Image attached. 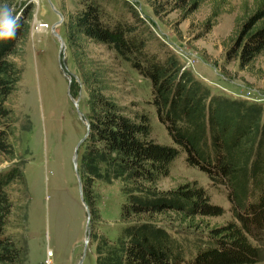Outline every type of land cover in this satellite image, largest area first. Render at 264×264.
Returning a JSON list of instances; mask_svg holds the SVG:
<instances>
[{
    "label": "trees",
    "instance_id": "trees-1",
    "mask_svg": "<svg viewBox=\"0 0 264 264\" xmlns=\"http://www.w3.org/2000/svg\"><path fill=\"white\" fill-rule=\"evenodd\" d=\"M143 1L154 14L164 6L193 11L202 2ZM3 3L11 7L17 0H0ZM75 6L66 12L63 28L86 95L88 130L80 176L91 222L98 219L94 183L118 181L122 196L114 236L90 230L94 264L263 262L264 103L211 92L182 68L163 43L153 45L156 38L134 3L75 0ZM20 7L16 37L0 40V154L10 158L15 157L8 140L13 112L6 102L16 90L20 68L9 56L24 40L31 16L28 0ZM217 13L213 9L208 20ZM242 16L227 52H233L240 64H247L264 50V0H257L253 10ZM90 44L105 45L148 80L147 103L173 145L158 143L150 136L151 121L144 108H128L116 101L109 67L91 57ZM180 153L186 165L206 174L210 184L225 188L229 219L204 224L203 218L221 215L224 209L211 203L206 189L195 180L166 189L157 186ZM14 182L25 186L17 167L0 171V264H21L23 259L22 248L4 233L13 204L7 186Z\"/></svg>",
    "mask_w": 264,
    "mask_h": 264
},
{
    "label": "rangeland",
    "instance_id": "rangeland-1",
    "mask_svg": "<svg viewBox=\"0 0 264 264\" xmlns=\"http://www.w3.org/2000/svg\"><path fill=\"white\" fill-rule=\"evenodd\" d=\"M128 1L134 3L156 38L153 45L163 43L175 54L182 68L188 69L211 92L264 103V50L247 64H240L233 52H227L240 18H244L245 11L253 10L257 0H202L193 11L169 10L164 6L159 14H154L143 0ZM21 2L25 0H17V4L11 6L14 15L19 13ZM28 3L31 16L27 34L17 44L15 54L9 56L20 68L16 90L6 102L13 112L8 140L15 157L0 154V171L17 167L24 175L25 186L16 182L7 186L13 204L4 233L22 248L21 264H44L46 257L49 264H78L85 233V213L71 158L85 129L71 98L85 118L87 110L86 95L72 63L63 28L65 14L76 7L75 0H28ZM50 4L62 15V22L54 26V31L64 41L63 53L50 31L58 19ZM111 7L114 13L117 12L116 7ZM216 8L217 15L208 20ZM88 49L92 58L109 67L111 93L116 101L128 108H144L151 121L150 136L158 143L173 145L163 125L156 120L152 106L147 103L148 80L115 57L105 45L90 44ZM59 64H63L62 71ZM83 149L84 140L76 149L80 182ZM190 180L202 185L209 201L224 209L221 215L203 218L205 225L230 218L225 188L210 184L206 174L186 165L183 153L171 162L168 174L160 177L156 184L166 189ZM93 190L98 219L92 223L89 218V229L113 237L119 225L122 200L119 183L96 182ZM262 257L264 260V247ZM80 264H94L90 241Z\"/></svg>",
    "mask_w": 264,
    "mask_h": 264
},
{
    "label": "water",
    "instance_id": "water-1",
    "mask_svg": "<svg viewBox=\"0 0 264 264\" xmlns=\"http://www.w3.org/2000/svg\"><path fill=\"white\" fill-rule=\"evenodd\" d=\"M50 7L52 8V10L54 11V13L57 15V18H58L57 21L50 27V31L54 35V37L57 39V41L59 43V49L63 53L64 49H65L64 41H63L62 37L60 35H58L54 31V26H56V25H58V24H60L62 22V15L56 9L53 8L52 4H50ZM71 100L73 102V105H74V108L76 110L77 115L79 117H81V119L83 120L84 129H85L83 136L81 137V139H79V141L77 142L76 146L73 149L72 158H71L72 167H73V170H74V173H75V177H76V181H77L79 200L81 202V205H82L84 213H85V233H84V237H83V240H82V243H83V245H82V254H81L80 259L78 261V264H80V262L82 261L83 256H84V252L86 250V244L90 241L89 240V234H90V229H89L90 220H89V218H90V214H89L88 207H87V205H86V203H85V201L83 199V196H82L81 182H80L79 174H78L77 169H76V149H77V146L86 137L87 130H88V121L78 111L77 103L72 98H71Z\"/></svg>",
    "mask_w": 264,
    "mask_h": 264
},
{
    "label": "clouds",
    "instance_id": "clouds-1",
    "mask_svg": "<svg viewBox=\"0 0 264 264\" xmlns=\"http://www.w3.org/2000/svg\"><path fill=\"white\" fill-rule=\"evenodd\" d=\"M19 26L20 16L14 15V8L7 3L0 4V40L14 39Z\"/></svg>",
    "mask_w": 264,
    "mask_h": 264
},
{
    "label": "built area",
    "instance_id": "built-area-1",
    "mask_svg": "<svg viewBox=\"0 0 264 264\" xmlns=\"http://www.w3.org/2000/svg\"><path fill=\"white\" fill-rule=\"evenodd\" d=\"M44 264H49L50 262H49V260H48V257H46L45 259H44Z\"/></svg>",
    "mask_w": 264,
    "mask_h": 264
},
{
    "label": "flooded vegetation",
    "instance_id": "flooded-vegetation-1",
    "mask_svg": "<svg viewBox=\"0 0 264 264\" xmlns=\"http://www.w3.org/2000/svg\"><path fill=\"white\" fill-rule=\"evenodd\" d=\"M59 69L62 71L63 70V64H59ZM68 84H70V82L68 81Z\"/></svg>",
    "mask_w": 264,
    "mask_h": 264
}]
</instances>
